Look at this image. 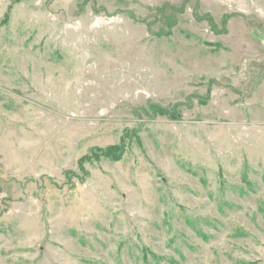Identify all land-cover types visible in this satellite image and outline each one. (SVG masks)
Masks as SVG:
<instances>
[{"label": "rangeland", "instance_id": "1", "mask_svg": "<svg viewBox=\"0 0 264 264\" xmlns=\"http://www.w3.org/2000/svg\"><path fill=\"white\" fill-rule=\"evenodd\" d=\"M0 264H264V0H0Z\"/></svg>", "mask_w": 264, "mask_h": 264}]
</instances>
